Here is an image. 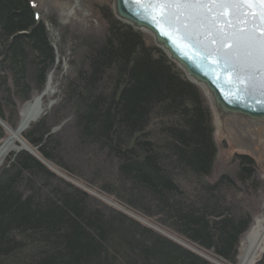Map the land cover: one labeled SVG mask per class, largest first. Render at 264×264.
Returning a JSON list of instances; mask_svg holds the SVG:
<instances>
[{
	"label": "trees",
	"instance_id": "16d2710c",
	"mask_svg": "<svg viewBox=\"0 0 264 264\" xmlns=\"http://www.w3.org/2000/svg\"><path fill=\"white\" fill-rule=\"evenodd\" d=\"M103 10L104 37L62 85L60 105L22 136L38 155L12 151L0 166V264H238L264 194L254 160L240 156L235 175L212 179L217 146L203 90L142 31ZM55 61L32 0H0V121L17 128L21 105L44 89Z\"/></svg>",
	"mask_w": 264,
	"mask_h": 264
},
{
	"label": "water",
	"instance_id": "95a60500",
	"mask_svg": "<svg viewBox=\"0 0 264 264\" xmlns=\"http://www.w3.org/2000/svg\"><path fill=\"white\" fill-rule=\"evenodd\" d=\"M210 7L211 13L199 9L189 15L180 6L165 9L163 5L137 0H114V11L120 20L152 34L170 59L203 88L220 126L222 119L233 116L264 122V61L258 57L246 59L242 46L231 51L224 46L234 39L258 41L264 37V15L260 14L264 5L237 6L223 15L219 14V6ZM249 10L252 14H248ZM241 11L245 15L241 16ZM185 35L195 39L182 38Z\"/></svg>",
	"mask_w": 264,
	"mask_h": 264
},
{
	"label": "rangeland",
	"instance_id": "374dc122",
	"mask_svg": "<svg viewBox=\"0 0 264 264\" xmlns=\"http://www.w3.org/2000/svg\"><path fill=\"white\" fill-rule=\"evenodd\" d=\"M32 2L36 10L38 19L45 24L47 30L49 31L52 40V45L56 53V61L54 67L47 74L46 85L44 89L34 94V96L29 101L21 105L18 126L22 117L21 112L24 111L25 106L30 101L34 100L35 97L41 95L44 92L49 77H51L52 80V92L50 91V93L45 96L46 99L44 102V111L42 113V116L48 114L50 111L54 110L58 105H60L59 103L61 101L62 85L76 77V71L78 67L81 66L83 57L89 51L88 49L90 48L91 44H93L92 42L102 39L105 35L107 23L106 14L103 9H108L106 12H108L112 17L116 18L117 20L122 21L117 17L114 11V0H82V4L79 3L77 0H32ZM140 31H142L146 35L150 44L158 46L152 34L143 30ZM178 67L180 66L178 65ZM180 69L183 71L181 67ZM189 80L191 79L189 78ZM201 89L203 90L202 87ZM204 94L211 107L212 124L214 125L213 135L217 146V157L213 166L214 168L211 178H217L223 175L224 173L235 175V173L240 167L238 166V157L248 155L254 160L256 166V177L259 178V180L262 182V187H264V143L262 142V139H253L252 137V148H244L240 145H237V143L233 141L232 136L229 132H225L224 129L221 130V126L218 123V117L214 111L213 104L211 100H209L206 92H204ZM66 122L67 120H63L53 129L59 130L61 126H63ZM0 123L5 129L6 134L9 135L12 130H9L8 128L11 127L2 121H0ZM260 133L263 134L261 129ZM2 142L3 140L0 141V144ZM13 149H15V151L25 149L35 155H38L36 148L31 147L24 140V138L18 139ZM50 168L54 170L58 175L69 180L73 184H76L77 186L84 188L90 193L94 194L106 205L118 210L121 213L126 214L128 217L136 220L140 224L150 227L151 229L160 233L166 238H169L177 242L178 244L196 252L197 254H200L199 248L187 242L183 238L176 236L168 229L162 227V225L159 224L157 221L148 217H144L136 211L131 210L124 204L118 202L113 196H109L99 191L97 188L89 187L80 180L71 178L70 176L58 170L56 167L50 166ZM261 198L262 200L258 204V208H256L257 215L255 219L259 218V216H261L262 212L264 211V194ZM245 237L246 235L241 240V252L243 246L246 243ZM201 254L203 256L205 255L203 253ZM205 256L210 258L209 255ZM210 260L212 262H216L213 258Z\"/></svg>",
	"mask_w": 264,
	"mask_h": 264
},
{
	"label": "bare ground",
	"instance_id": "6f19581e",
	"mask_svg": "<svg viewBox=\"0 0 264 264\" xmlns=\"http://www.w3.org/2000/svg\"><path fill=\"white\" fill-rule=\"evenodd\" d=\"M77 1L82 4V0ZM51 81V77H49L44 92L35 97L34 100L30 101L25 106L24 111L21 112L22 117L19 126L15 129L8 128L9 130H12V132L9 135L6 134V137L0 144V166L5 161L7 155L13 150L15 151L13 148L18 139H22L24 132L28 130L29 126L42 116L46 99L45 96L51 91ZM223 129L225 132H229L233 141L241 147L252 148V137L253 139L260 138L264 143V122H252L241 116H233L231 118L222 119L221 130ZM260 129L263 134L260 133ZM245 239L246 243L242 248V252V243L240 246V259L238 264H258L262 252L264 251V211L259 218L255 219L254 223L249 228V233L246 234ZM209 259L212 258L210 257Z\"/></svg>",
	"mask_w": 264,
	"mask_h": 264
},
{
	"label": "snow or ice",
	"instance_id": "6c2138e0",
	"mask_svg": "<svg viewBox=\"0 0 264 264\" xmlns=\"http://www.w3.org/2000/svg\"><path fill=\"white\" fill-rule=\"evenodd\" d=\"M137 3H148L149 5H163L165 9H169L171 6H180L186 10V14H196L199 9H205L208 13H211L213 9L210 7L212 5H217L220 7L221 12L220 15L224 14L225 10H231L236 8L237 6H245V5H264V0H137ZM231 15V11H229ZM241 16L245 15L243 11L239 13ZM248 14H252L249 10ZM264 15V12L260 13ZM163 15V14H162ZM179 31V29H177ZM243 31V30H242ZM184 39H195V37H191L188 35L183 36ZM212 43H216L215 40ZM231 51L233 48H237L238 46H242L244 48V56L248 60H252L254 58H259L261 61H264V37H261L258 41L247 39L244 41L234 39L231 44L225 43L224 45ZM209 55H211L209 53ZM228 70L227 68L225 69ZM244 82L243 80L241 81Z\"/></svg>",
	"mask_w": 264,
	"mask_h": 264
}]
</instances>
